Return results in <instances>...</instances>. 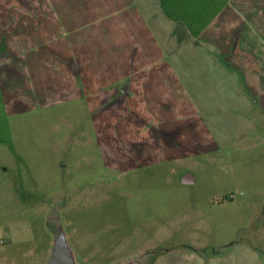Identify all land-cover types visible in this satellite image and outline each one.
Segmentation results:
<instances>
[{"label": "crops", "instance_id": "0c3cea01", "mask_svg": "<svg viewBox=\"0 0 264 264\" xmlns=\"http://www.w3.org/2000/svg\"><path fill=\"white\" fill-rule=\"evenodd\" d=\"M25 4L0 0V37L24 36L28 52L12 75L23 110L4 109L0 68V144L19 114L67 105L106 163L207 157L238 143L250 122L251 146L264 144V0Z\"/></svg>", "mask_w": 264, "mask_h": 264}, {"label": "rangeland", "instance_id": "374dc122", "mask_svg": "<svg viewBox=\"0 0 264 264\" xmlns=\"http://www.w3.org/2000/svg\"><path fill=\"white\" fill-rule=\"evenodd\" d=\"M16 3L25 11V0ZM22 43L24 36L14 44L0 37L4 109L23 110V81L12 76L27 60ZM68 106L19 114L0 144V264H47L58 235L75 264H264V144L251 146L256 124L207 157L112 164L64 115L74 111ZM225 132L232 142L234 132Z\"/></svg>", "mask_w": 264, "mask_h": 264}, {"label": "water", "instance_id": "95a60500", "mask_svg": "<svg viewBox=\"0 0 264 264\" xmlns=\"http://www.w3.org/2000/svg\"><path fill=\"white\" fill-rule=\"evenodd\" d=\"M185 178L187 177V181L192 182L191 181V177L189 174L184 176ZM55 243H60V246H57L52 254H51V258L48 261L47 264H75L74 260H73V256L72 253L65 241V238L58 235L56 236V238L54 239ZM127 264H135V261L131 262V263H127Z\"/></svg>", "mask_w": 264, "mask_h": 264}]
</instances>
